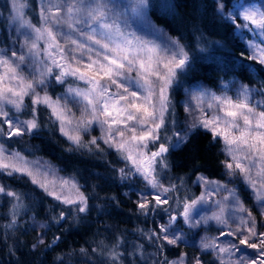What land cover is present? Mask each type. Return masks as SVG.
Returning <instances> with one entry per match:
<instances>
[{
	"label": "snow or ice",
	"instance_id": "1",
	"mask_svg": "<svg viewBox=\"0 0 264 264\" xmlns=\"http://www.w3.org/2000/svg\"><path fill=\"white\" fill-rule=\"evenodd\" d=\"M155 7L152 0H40L38 23H33L29 0H11L9 22L17 39L0 47V174L26 178L57 206H67L58 213L53 208L44 221L34 219L33 249L45 244L51 225L90 211L75 174L60 175L61 169L8 147L13 138L38 135L47 112L69 144L66 151L104 153L103 144L124 165L114 169L116 178L130 187L142 185L134 190L133 203L154 227L136 232L155 251L133 245L129 255L141 264H207L206 256L214 257L212 264H264V80L222 81L220 94L203 86L185 89L187 116L178 127L172 90L192 70V56L181 38H166L152 23L149 10ZM211 9L230 29L240 55L203 32L197 50L224 48L232 71L264 73V0H212ZM57 85L63 91L53 95L49 89L54 92ZM234 85L235 95H229ZM97 129L99 135H92ZM198 131L219 142L228 180L197 170L194 179L187 178L202 189L195 195L185 177L168 173L170 151L182 149ZM237 180L250 192L259 221L238 189L229 187ZM0 195L12 198L6 227L14 228L25 197L4 183ZM209 224L218 234L201 236L197 230L206 233ZM193 232L198 240L189 239ZM59 239L54 236L52 244ZM123 242L118 238L107 252L111 264H122L124 254L116 248ZM181 246L197 251L168 259L166 252Z\"/></svg>",
	"mask_w": 264,
	"mask_h": 264
},
{
	"label": "trees",
	"instance_id": "2",
	"mask_svg": "<svg viewBox=\"0 0 264 264\" xmlns=\"http://www.w3.org/2000/svg\"><path fill=\"white\" fill-rule=\"evenodd\" d=\"M5 1V0H4ZM157 5L149 10V18L153 24L160 26L170 37L181 38V43L189 46L192 56V70L182 80L187 84L194 80L203 81L216 86L220 78L237 77L243 82L257 83L264 80V73L259 70L240 73L230 68V52L239 56L241 49L235 47L230 29L216 17L211 9L212 0H152ZM32 11L29 15L33 23H38V0H29ZM173 5L165 8L164 5ZM6 5L0 0V47H7ZM5 8V10H4ZM199 29V31H197ZM203 32L209 41H219L224 48L210 46L207 52L197 50V38ZM203 46V45H201ZM63 88H50L53 95L61 93ZM27 102V100H26ZM48 113L42 112L41 120L46 127L38 135L13 138L8 147L20 151L27 157H38L49 160L61 169L62 173L75 174L82 185V191L89 197L88 213L74 214L53 224L45 236V244L33 249L37 232L33 230L34 219L44 221L53 208L56 213L67 210V206L59 205L41 189L21 177H6L0 174V183H4L13 191L24 195V205L17 209L19 219L14 228L6 227L10 223L11 197L0 195V264H111L107 260V252L117 244L118 238L123 243L116 250L122 252V264H141L130 256L133 245L143 244L147 253L155 251L149 243L137 234L136 229L148 230L154 227L151 218L136 213L134 188L122 184L114 169L123 167L117 154L101 144L104 153H88L86 151H66L68 142L56 130L55 125L47 119ZM89 137L85 136V140ZM19 141V142H17ZM219 142H213L211 135L198 131L190 142L182 149L170 151L169 178L185 177L190 194L199 195L198 187L187 179H194V173L204 172L213 179L225 180L220 160L224 157L220 152ZM241 199L246 203L242 187L239 189ZM115 198V199H113ZM260 220L259 212L251 207ZM53 213V214H56ZM43 231V230H42ZM195 233L189 234L193 239ZM54 236L60 239L52 244ZM51 244V247L45 245ZM85 249L82 253L80 250ZM96 248L97 251L92 250ZM180 251L196 253L195 248L181 246L179 249L167 251L168 259H174Z\"/></svg>",
	"mask_w": 264,
	"mask_h": 264
},
{
	"label": "rangeland",
	"instance_id": "3",
	"mask_svg": "<svg viewBox=\"0 0 264 264\" xmlns=\"http://www.w3.org/2000/svg\"><path fill=\"white\" fill-rule=\"evenodd\" d=\"M40 0H38V4H39ZM124 2H126V0H124ZM256 3H260V0H255ZM3 3L6 5V15H5V21H6V30H7V33H8V45L7 46H10L11 43H12V40H15L17 39L16 35H15V32L13 31V25L9 22V16H10V5H11V0H3ZM133 28L137 29L138 33L139 34H143V33H140V29L138 27V25L136 23H133ZM158 28L162 29L160 26L156 25ZM163 30V29H162ZM164 32V31H163ZM165 33V32H164ZM167 37H170L169 35L166 34V38ZM152 39H155V37H150ZM172 38H176V37H173ZM248 39H251V36H248L247 37ZM159 42H162V41H159ZM233 78H236L238 79L239 81L243 82L242 80H240L239 78L237 77H223V78H220L217 82V85L216 86H211L203 81H200V80H194V81H191L190 83H186L184 82V80H182V84L178 85V86H175L174 89L172 90V99H173V102L175 104V118L177 120V124H178V127H183V124H184V121H185V118L187 116V113L185 112L184 110V106H183V101L186 99V93H185V89H188V90H192V89H195L197 86H203L207 89H211L213 92H216L217 94H220L221 91H222V88H221V82H228V81H231L233 80ZM243 83H247V82H243ZM251 84H257L256 82L255 83H251ZM238 87V85H234V86H231V91L228 92L229 95H235V91H236V88ZM63 91V90H62ZM73 111H76L75 108H73ZM77 115H79V113H77ZM92 135H99V130H95L92 132ZM88 137V136H86ZM85 138V137H84ZM30 160H36V159H40V160H43V161H46L48 162L49 164L55 166L56 168H58L57 165H55L53 162L49 161V160H46V159H42V158H38V157H28ZM59 169V168H58ZM60 175H68V174H65V173H62L60 172ZM228 178L225 177V182H227ZM229 187H236L239 191V189L242 187L243 189V193L245 194L246 196V203L245 205L249 208H251L253 206V208L256 210V208L254 207V203L251 199V194L249 191H246L244 186L241 184V182L239 180H237L235 182V184H232V183H229ZM136 188H134L135 190ZM198 191H199V194L200 192L202 191L201 188H198ZM239 194L240 196H242V194L240 193L239 191ZM257 211V210H256ZM255 212V211H253ZM258 212V211H257ZM208 230L207 232L205 233V231L203 229H200V230H197L200 232V235L203 236L205 234L209 235V236H215L217 235V226L215 224H209L207 226ZM195 236V235H194ZM195 239H199V237H195ZM197 251V250H196ZM207 261V264H212V261L214 260V257L212 256H206L204 257Z\"/></svg>",
	"mask_w": 264,
	"mask_h": 264
}]
</instances>
